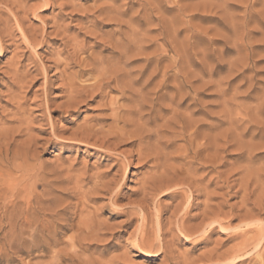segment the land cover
Listing matches in <instances>:
<instances>
[{"label":"rangeland","instance_id":"374dc122","mask_svg":"<svg viewBox=\"0 0 264 264\" xmlns=\"http://www.w3.org/2000/svg\"><path fill=\"white\" fill-rule=\"evenodd\" d=\"M123 38L132 44L128 59L116 46ZM102 61L133 77L159 66L179 75L172 85L189 71L201 75L192 80L197 91H183L179 111L196 98L195 118L221 140L215 166L192 160L204 141L188 149L168 99L161 107L145 102L143 111L154 141L180 157L168 164L185 163L177 179L197 176L198 192L186 204L187 185L173 189L176 198L145 203V179L162 178L148 162L135 159L119 182L122 153L136 146L109 152L114 141L102 147L103 136L117 116L131 117L137 98L112 80L88 89L90 70ZM210 70L213 77L204 75ZM261 103L264 110V0H0V158L9 151L0 161V264H264ZM158 210L168 246L148 255L136 243L145 232L147 241L156 237ZM216 212L221 223L205 233L187 239L178 231L181 218L196 226ZM13 235L29 242L12 247L5 237Z\"/></svg>","mask_w":264,"mask_h":264},{"label":"bare ground","instance_id":"6f19581e","mask_svg":"<svg viewBox=\"0 0 264 264\" xmlns=\"http://www.w3.org/2000/svg\"><path fill=\"white\" fill-rule=\"evenodd\" d=\"M131 45H132L131 41H128L125 38L117 41V45L116 46H118L120 48V50H121L120 55L123 56L122 57L123 59H125V58L128 59L131 56V54L129 56V50L132 48ZM118 47H116V48H118ZM137 47L139 49V46H137ZM137 47H136V49H137ZM141 49H143V48H141ZM95 63H93L94 66L96 64L98 66H96V67L92 68V70H90V77H91L90 78V80H91L90 83L92 82V84L90 85V87H88V89L90 88V89L94 90V88H95V90H97L96 88H98L99 86L102 87V86L107 85V84H105V81L112 80V81L116 82L117 86H121L122 87L121 88L122 89V93L125 94L126 91L128 92V90H129L137 98V100H136L137 104L135 106H133V110H131V113H130L131 117H128L127 119H125V118H123L125 116V114L122 117L117 116L116 121H115V125H114L115 126L114 129L113 130L111 129L110 132H108L107 134H105L103 136L104 138H103V141H102V144H103L102 147H104L106 143H108V142L110 143L112 140L114 141L113 144L111 142V144L107 147L109 152H116V150L118 149V147L121 144H131V145L136 146V148L133 151H131L130 155L123 154L121 152L123 157H124V159L120 160L121 161V165H120V170L118 171L119 174H120L119 175V182L125 176V174L127 172V169H128V165L130 163H133L135 159L138 162H140V163L141 162H145V163L148 162V163L152 164V167L154 169H156V172L161 173V175L160 174L159 175L163 178V180L161 178V182L160 183H156V181L155 182L152 181L153 176H152V178H149L147 180L145 179V181H144L145 183L144 184L147 185L146 189L144 187L145 192H146V197H147V199L145 200V203H147L148 200L150 199L149 196H151L152 199H153V198H157L160 195H166V194L170 193V195L173 198H176L180 194L175 192L173 189H175V188L178 189L179 187L187 185V187H189L191 189L190 190L191 193H188V192L182 193V195L186 196V198H187L185 200V202H184L186 204L189 201V199H191L194 196V192H198V191H196L197 189L193 186V184H194L193 183V181H194L193 179H194V177L196 179L197 176L194 175L193 178H192L191 175H190V177L186 181L177 179V177H179L180 174L184 171L183 170L184 168H182V167L185 166V163H184V166H182V167L181 166H177L175 164H168L169 161H174V162L178 161L180 159V157H177V155H176V157H172V158L168 157L164 153V149L162 148V144L163 143L161 144V142L159 141V138L155 139V141H154V137L157 135V133L155 134V131H153V129H151V125H150L149 120H147V121L145 120L144 121V115H143L144 112L143 111H145V108H146L145 102H147V104L151 105L152 107H155V106H160L161 107V103H162L161 101L168 99L170 101V103H171L169 106L172 107L171 108L172 114H173V117H172L173 124L172 125H173V127H177V130H178V127L181 129V133L180 134L178 133V134H179V136L183 137L187 141V144H189L188 145L189 146L188 149H190L191 146L194 149L193 146L195 145V143L197 141L198 142L200 140L204 141L203 143H197V145H196V147H195V149L193 150V153H192L193 154V156L191 157L192 160H195V161H200V160L202 161L203 160L204 163H208V164H210V163L212 164L213 163V166H215L214 164L216 162L214 160H217L216 158H218L217 156H219L218 153H219L220 145L218 144V142H220L221 140L219 141L220 138L217 139V136L210 135L211 133L209 134V132L208 133H204V132H207L205 130L203 131V129L205 127H207L206 129H209V130H210L211 127L208 126V125L206 126V125L200 124L202 121L197 119V118H195V116H198V113L200 111V110H197V108L199 109V106L197 107V103H196V100H195L196 98L192 99L193 103L187 106V108H186L187 113H182V112L179 111L181 106H183L186 103V101H187V98H186V96H188V95H186L187 92L185 91L186 93L184 92V94H183V91L185 89H190L191 91L192 90L197 91L198 88L193 86L194 82L192 83V80H193V78L196 79L197 77H200L201 75L198 74L196 71H189V73L186 74V77L184 78L182 84L180 83V84L172 85L170 83V80L172 78L173 79H178L179 75L175 73L174 75L170 76V75H168L167 71H163L161 73V71L159 70L161 67L159 68V66H158V68L156 67L155 69H152L148 73H144L143 71L139 72V74L136 77H133L129 73H127L129 75H127V74H123L122 75L120 72L123 73L124 72L123 70L121 71V69L119 70L118 68H115V67L111 68L112 67L111 65H109V68H110L109 69L107 67V65L105 64L106 62L102 61L100 64H98V63L95 64ZM99 65H100V67H99ZM206 74H209V75H211V77H213V71L212 70L208 71L207 73H205V71H204V75H206ZM120 76H122L123 78L125 77L126 80H127V81L125 80L126 83H125L124 86L122 84L120 85V83H121L120 80H119ZM159 76L162 77L161 78L162 80L160 79V81H158L157 83H156V81L154 82V80L155 79L157 80V78ZM153 82L155 83L153 88L151 90L149 89L150 91H146V90H148L147 88H149L151 85H153ZM139 86H140V88H139ZM137 88H139V89H137ZM196 88H197V90H195ZM102 89H104V88L102 87ZM169 91H172V92L169 93ZM187 91L190 93L189 90H187ZM195 95H197V94H195ZM148 97H150V98H148ZM262 103H261V107H259L260 105L258 107H256V109L258 111V112L256 111L257 112L256 116L258 118H259V116L262 117V115H263V111L264 110L263 109L261 110V108L263 107ZM147 108H148V106H147ZM184 111H185V109H184ZM168 126L171 127L170 122L168 123ZM219 127L222 129L223 126L222 127L219 126ZM216 129H217V127H215V130ZM219 129H218V131H220ZM235 130H237V128ZM222 132L223 131L221 130V133ZM225 132L228 133L229 131H225L224 130V133ZM242 133H244V131ZM239 134H240V136L242 135L241 133H239ZM219 135H221V134H218V137H220ZM237 136H238V134H237ZM221 137H225V136L222 134ZM85 138L81 139V141L89 143V139L90 138L89 139H87V138L85 139ZM226 138H228V136ZM242 138H241V140L243 142ZM241 146H242V144H241ZM252 146L253 145H251V147ZM7 147H9V146H7ZM7 147H5V150H6ZM212 150H215V153L214 154L212 153L213 155L211 154ZM187 151L188 150H186V148H185V152L184 153L187 154L188 153ZM8 152L9 151H7V153H6V151H5L6 154H5L4 158L1 156L2 158H0V161H1V159H8L9 158ZM1 155H2V153H1ZM14 155H16V154H13V156ZM174 156H175V154H174ZM178 156H181V155H178ZM215 156H216V158H215ZM250 157H252V156H250ZM14 160H15V156H14ZM2 161H4V160H2ZM162 161H165L166 163H162ZM218 163H219V161H218ZM3 164H5V163H3ZM119 164H120V162L118 161V165ZM189 165H190V163H188V166ZM1 166H3V165H0V167ZM189 174H187V175H189ZM188 181H190V183ZM195 181H197V180H195ZM187 182L189 184H187ZM117 183H118V181L116 180V183H115L114 187L117 185ZM109 191H110V189H109ZM145 203L141 204L139 207H140V210L143 213L144 217L146 218L148 213H147V209H146ZM182 205H184V204L183 203L178 204L177 209L180 210ZM188 205H190V204H188ZM155 215L157 217V229H158V234L156 235V237L154 239L151 238V240L147 241L146 240V237H147L146 232L145 233L142 232L143 234L139 235L138 243H136V247L138 249L142 250V251L144 250L143 252H147L146 254H148V255L150 254V252H162V251L166 250L165 248H167V246H168V242H166L165 239H164V236H165V234H164L165 233V231H164L165 225L162 223V221L160 219V211L158 210V212ZM189 222H190V220H187L184 217L181 218V220H179L177 222L178 231L180 232V234L183 235L184 238H187V239L189 237L197 235L198 233H201V232H202V234L205 233L204 231L206 229L210 228L214 224H220L221 223V214L219 212L218 213L216 212V213L211 214V216H207L206 218L204 217V219L201 221V223H199L196 226L189 225ZM14 225L17 226V224H15V223H14ZM24 227H27V226L25 225ZM78 229H80V228H78ZM172 230H174V229H172ZM19 234L22 235V231ZM14 237H15L14 235L13 236H9V238H8V236L5 237L6 239H8V242L11 244L12 247L17 246V242L19 240H21V239H18V237H17L18 241L16 242V240H14ZM24 237H25V235H24ZM33 238H34V235H33V232H32L29 235L30 243L32 244V248L31 249L35 248V245L33 244L34 243ZM148 239H150V238L148 237ZM143 240H145L147 242H145ZM21 242L27 243L29 241H27L24 238V240H21L20 242H18V244L21 243ZM10 244H9V246H10ZM21 244H23V243H21ZM25 246H26V244H25ZM257 247H259V246H256L254 248H257ZM19 250L21 252H24L22 249H19Z\"/></svg>","mask_w":264,"mask_h":264}]
</instances>
